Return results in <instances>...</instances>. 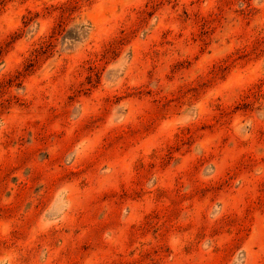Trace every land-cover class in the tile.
<instances>
[{"label":"rangeland","instance_id":"rangeland-1","mask_svg":"<svg viewBox=\"0 0 264 264\" xmlns=\"http://www.w3.org/2000/svg\"><path fill=\"white\" fill-rule=\"evenodd\" d=\"M0 264H264V0H0Z\"/></svg>","mask_w":264,"mask_h":264}]
</instances>
